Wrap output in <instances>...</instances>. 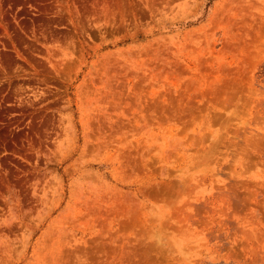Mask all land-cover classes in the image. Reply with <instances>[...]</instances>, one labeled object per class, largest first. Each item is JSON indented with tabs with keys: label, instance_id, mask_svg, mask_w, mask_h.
I'll list each match as a JSON object with an SVG mask.
<instances>
[{
	"label": "rangeland",
	"instance_id": "obj_1",
	"mask_svg": "<svg viewBox=\"0 0 264 264\" xmlns=\"http://www.w3.org/2000/svg\"><path fill=\"white\" fill-rule=\"evenodd\" d=\"M0 264H264V0H0Z\"/></svg>",
	"mask_w": 264,
	"mask_h": 264
}]
</instances>
